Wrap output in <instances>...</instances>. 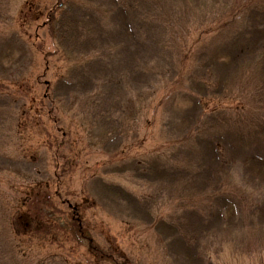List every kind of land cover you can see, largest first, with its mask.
Returning <instances> with one entry per match:
<instances>
[{
  "label": "rangeland",
  "instance_id": "obj_1",
  "mask_svg": "<svg viewBox=\"0 0 264 264\" xmlns=\"http://www.w3.org/2000/svg\"><path fill=\"white\" fill-rule=\"evenodd\" d=\"M75 217L130 264H264V0H0V264H112Z\"/></svg>",
  "mask_w": 264,
  "mask_h": 264
},
{
  "label": "trees",
  "instance_id": "obj_2",
  "mask_svg": "<svg viewBox=\"0 0 264 264\" xmlns=\"http://www.w3.org/2000/svg\"><path fill=\"white\" fill-rule=\"evenodd\" d=\"M76 132V131H74ZM48 133L46 128H44V136L45 134ZM41 136V135H40ZM68 136H70L71 138H74V139H71L70 141H66L63 142V141H59V144L57 145H54V146H59L58 148L56 147H51L49 148V150L52 152V155H53V162H54V170L55 171H58V175H57V179L59 180L60 178H63L65 177L67 174H68V171L74 167H78L81 163L77 162L76 158L73 157L72 158V162H69L65 157H64V151H59V149H61L62 147H67L66 145H68L67 148H71L70 150H74L75 149V140L77 138V134L76 133H71L70 131L68 132V134H66L64 136L63 139H67ZM66 143V144H65ZM39 185V184H38ZM49 186L48 185H45V187H42V185H39L38 187V196L37 198L35 199L34 202H32L28 207H34L37 205V202L40 200H49V201H52L53 202V199H55V201H57V203L59 205H65L66 202L61 199L60 195H57L55 192H49ZM44 191H46L44 193ZM53 195L56 197V198H53ZM68 206L70 207V205L68 204ZM24 215V214H23ZM22 215V216H23ZM75 222H73V226H72V239H73V242L76 244H85L86 245V248H87V251H88V254H90V256L92 257L93 260H106L108 261V259H111L113 258L114 262H112V264H130L128 263V261L124 260V257L119 256L117 255H114V253H109V252H105L103 249L99 248L98 245H97V242L96 241H93L89 235L90 232L88 230V225L87 223L84 224L85 222L83 221V219L81 220V218H78V217H75L73 218ZM79 224V225H78ZM71 227V226H69ZM107 253V254H105ZM109 253V254H108ZM122 260V262H120ZM98 262V261H96Z\"/></svg>",
  "mask_w": 264,
  "mask_h": 264
}]
</instances>
